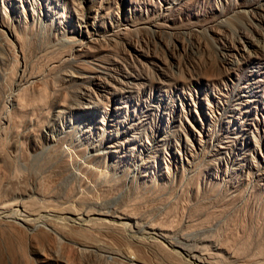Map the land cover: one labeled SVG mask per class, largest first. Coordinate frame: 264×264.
Segmentation results:
<instances>
[{
  "label": "rangeland",
  "instance_id": "374dc122",
  "mask_svg": "<svg viewBox=\"0 0 264 264\" xmlns=\"http://www.w3.org/2000/svg\"><path fill=\"white\" fill-rule=\"evenodd\" d=\"M0 71L4 264H264V0H0Z\"/></svg>",
  "mask_w": 264,
  "mask_h": 264
},
{
  "label": "bare ground",
  "instance_id": "6f19581e",
  "mask_svg": "<svg viewBox=\"0 0 264 264\" xmlns=\"http://www.w3.org/2000/svg\"><path fill=\"white\" fill-rule=\"evenodd\" d=\"M226 20V19H225ZM227 21V20H226ZM225 21V22H226ZM222 22V21H221ZM227 24L226 25H229V23L228 22H226ZM221 24V23H220ZM225 24V23H224ZM7 29H9V32H7L8 33V35L10 34V35H12V29L10 28V27H8ZM154 32V31H153ZM153 36V35H152ZM2 65V64H1ZM1 72V71H0ZM0 77H2L1 76V74H0ZM8 77V76H7ZM22 78H23V75H22V73H20V75H18V78H16L14 81H13V83H11L13 86L12 87H14V89L15 88H18V86L20 85V82H21V80H22ZM23 82V81H22ZM7 85V84H6ZM7 87V86H6ZM1 90V89H0ZM17 90V89H16ZM35 93H33L32 94V97L34 98V99H39L40 101H43L44 100V98H45V93H44V90H42V89H37V91H34ZM11 93V92H10ZM9 93V94H10ZM85 93H82V95H84ZM80 95V94H79ZM88 96V95H87ZM19 97H18V95H17V99H15V101H16V104H17V108H20L21 107V109L23 108V105L24 104H26V102L24 101H19V99H18ZM29 99V98H28ZM73 100V99H72ZM28 102V101H27ZM30 102V101H29ZM41 103V102H40ZM73 105V104H72ZM25 107H27V105L25 106ZM28 107H29V105H28ZM74 108H80V105L79 104H77V102L75 103L74 102V106H73ZM1 126V125H0ZM120 137V136H119ZM131 140V139H130ZM131 143V142H130ZM128 144V139L127 138H123V139H110V141H109V144H107V146L106 147H108L109 148V152H112V153H115L117 156H119V157H122V156H127V150L125 149V146ZM4 146V145H3ZM6 149V148H5ZM5 149H3V147H1L0 146V160H2V161H5V160H7V156L8 155H6L5 153H6V150ZM123 149V150H122ZM94 150H96V148L94 149ZM100 153V152H99ZM7 164V163H6ZM10 178V177H9ZM10 183H12V185L14 184V183H16V179L15 178H10L9 180H8ZM21 186V185H20ZM99 214H104L103 212H101V213H99ZM93 218V217H92ZM54 221V220H53ZM95 222V221H94ZM96 222H98V221H96ZM98 223H100V222H98ZM107 224V223H106ZM123 224V223H122ZM109 225V224H108ZM112 226H113V224H111ZM107 226V225H106ZM111 226V227H112ZM117 226V225H116ZM115 225H114V227H116ZM119 226V225H118ZM117 226V227H118ZM58 227V226H57ZM105 227V226H104ZM109 227V226H108ZM121 227H123V226H121ZM110 228V227H109ZM119 228V227H118ZM118 228H117V230H118ZM42 229V228H41ZM112 229H114V228H112ZM120 229V228H119ZM109 231V230H108ZM113 231V230H112ZM71 232H72V230H71ZM73 232H75V231H73ZM78 233H81V232H78ZM74 234V233H73ZM75 234H77V233H75ZM115 234V233H114ZM44 240V239H43ZM122 242V241H121ZM54 244V243H53ZM2 254L3 253H1L0 252V264H4V258H3V256H2Z\"/></svg>",
  "mask_w": 264,
  "mask_h": 264
}]
</instances>
